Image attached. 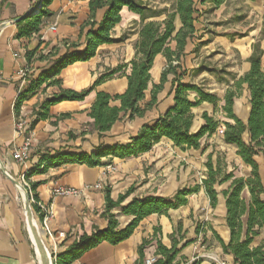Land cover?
<instances>
[{
    "label": "crops",
    "instance_id": "crops-1",
    "mask_svg": "<svg viewBox=\"0 0 264 264\" xmlns=\"http://www.w3.org/2000/svg\"><path fill=\"white\" fill-rule=\"evenodd\" d=\"M193 1L199 18L194 24L195 34L187 42L184 56L180 59L181 68L186 71L181 82L200 86L212 94L203 85V77L211 72L203 63V55L208 51L213 52L219 46L227 58L235 50L240 65H237L236 70L231 69L236 76L225 85L224 95L234 80L248 72V59L252 54L254 41L243 36L236 45L229 37L209 35L203 19L205 13L211 9L218 10L227 0L218 8L201 6L199 0ZM36 2L37 0H0V23L22 16ZM88 2L89 0H53L45 8L50 16L41 18L39 31L28 37L17 36L19 23L0 28V162L8 176L27 189L31 200L46 207L49 214L46 225L51 237L43 229L42 219L35 214L33 224L35 229L37 226L45 246L55 259L83 234L91 235L96 229L107 228V221L101 217L105 207L106 188L110 190V199L113 201L132 188L133 191L126 197L123 205L133 199L142 200L146 197L171 198L178 189L186 187L187 179L194 181L195 175L191 174L193 169L197 168L200 178L204 179V164L208 155L211 156L213 165L218 160L216 154L213 157L211 152H206L203 155L206 159L200 160L199 150H190L187 160L189 176H186L187 173L177 169L179 160L172 158L173 154L177 156L178 149L166 139L155 144L149 152L136 157L103 158L101 161H109L108 165L97 167H89L69 157H62L90 155L100 148L127 145L143 125H152L173 106L172 97L168 96L172 80L169 76L163 90L157 95V106L147 111L142 118L128 120L127 117H122L101 136L93 130L88 113L96 92L115 96L123 94L127 88L126 76L130 74V62L135 58V45L140 28V17L127 8L121 9V20L112 30L113 43L99 46L95 56L89 61L74 63L63 69L58 76L47 80L36 91L22 94L52 60L65 52V43L78 41L79 29L89 17ZM143 2L152 8L167 6L166 3L156 5L150 0ZM102 14L103 11L96 13V21H100ZM53 25L56 26L55 31H50L49 28ZM176 25L178 28V22ZM258 43L263 52L261 71L264 73V41L261 36ZM174 46L173 42L169 45L172 50ZM82 49L80 47L77 50L81 52ZM50 53L57 55L50 57ZM119 67L121 70L118 73L97 85L83 101H64L48 107L45 111L41 109V105L54 94H58L60 89L80 92L93 85L101 76ZM165 67V58L157 55L149 71L151 82L145 93V100L140 103L141 107L149 100L152 84L159 83ZM22 68L31 71L28 80L16 76V72ZM56 80L59 85L49 84ZM195 98L194 94L188 95L191 102ZM248 99L246 86H243L241 95L233 103V113L243 123H246L250 112ZM110 106L119 107V102H111ZM191 112V132H196L203 124V113L213 115L212 106L207 103H202ZM63 115L68 116L63 118ZM216 118L221 119L218 115ZM19 121L25 123L24 134H17L15 131V124ZM219 129L223 132L222 127ZM222 132L218 140L230 153L225 163L229 167H237L235 172L232 168L227 173L232 172L236 178H247L250 168L236 155L234 146L223 142ZM215 134L204 137L200 144L204 140H211ZM25 137L30 139L29 158L18 163L12 159V153L22 145ZM163 144L173 147L168 150L166 157L162 154ZM254 161L264 188V156L260 153L254 157ZM109 166L113 170H109ZM99 182L103 183L102 188L94 190L93 186ZM229 185L230 182L215 189L219 193L228 189ZM58 187L85 191L79 197H55L52 190ZM196 194L187 197L185 206L169 210L166 215L152 214L144 218L125 241L117 245L103 241L83 252L70 264H137V249L144 240L150 242L144 250L145 259L155 257L156 242L160 241L164 247L170 249L169 236L177 231L178 225L181 227L180 236H183V241L178 247L180 253L173 264H191L195 257L199 259L198 264H217L213 258L225 264H234L233 256L222 252L214 236L215 234L225 245L229 243L230 233L224 219V199L218 195L217 206L211 209L201 187ZM111 213L116 216L117 230L126 227L133 219L132 216L122 215L120 209H114ZM197 223L201 224L198 235L195 234ZM261 240L262 237L258 238L250 247L258 246ZM185 244L189 245L184 247ZM181 257L185 260H181ZM37 258L39 259L38 255ZM37 258L26 224L23 195L0 170V264H37Z\"/></svg>",
    "mask_w": 264,
    "mask_h": 264
},
{
    "label": "trees",
    "instance_id": "trees-1",
    "mask_svg": "<svg viewBox=\"0 0 264 264\" xmlns=\"http://www.w3.org/2000/svg\"><path fill=\"white\" fill-rule=\"evenodd\" d=\"M53 0H41L42 6L36 15L19 22L18 37H28L37 33L41 25V18L49 17L50 13L45 8ZM254 1V0H248ZM225 0H199L201 6L210 5L212 8L220 7ZM167 6L152 8L143 0H89L88 20L79 29L78 41L65 43V52L49 63L40 75L32 80L22 94L36 91L47 80L54 78L66 67L77 63L86 62L95 56L96 50L101 45L114 42L112 38L113 28L119 24L122 8L140 17L138 41L135 45V58L130 62V74L126 76L127 88L121 95L109 96L102 92H96L88 117L92 120V127L99 136L110 130L111 126L122 117L128 120L142 118L147 111L158 104L157 95L163 90L164 85L171 76L168 96L172 97L173 106L158 118L152 125H143L138 133L130 139V143L124 146H112L100 148L93 154L65 155L77 162L89 167H97L103 163L106 157L126 159L147 153L151 148L166 139L172 145L181 150H199L200 141L204 137H211L219 128H223V142L234 146L236 155L250 168L247 178H236L234 174L221 172L218 160L212 164L208 155L204 164L206 178L201 181V187L208 199L211 209L217 206V197L224 199L225 224L229 229L230 240L225 245L215 234L224 254L233 256L234 264H264V188L258 172V166L254 157L258 154L264 156V73L261 71L262 50L259 43L252 45V54L248 59L249 70L239 79L234 80L233 85L227 89L220 99L214 94L206 92L202 87L183 84L181 81L186 76L182 70L180 59L184 56V48L187 42L195 34L194 24L199 18L196 4L193 0H167ZM103 11L100 21H96V13ZM162 18L161 20H158ZM179 27L177 28L176 23ZM261 40L264 41V12L261 22ZM174 43L172 50L169 45ZM83 47L81 52L78 48ZM57 54H49L54 57ZM157 55H162L166 60V67L162 71L158 84H152L149 91V100L143 107L140 103L145 100V93L151 82L149 71ZM121 67L101 76L93 85L80 91L60 89L41 105L42 110L64 101H83L95 87L105 80L111 79ZM235 79V78H234ZM49 84L59 85V81H51ZM246 86L250 112L246 123L240 121L233 113L234 100L239 97ZM194 94L193 102L188 100V95ZM111 102H119V107H111ZM202 103L212 106L213 115L206 113L201 115L203 124L196 132H191L193 114L192 109ZM17 106H15V111ZM216 115L221 119H217ZM63 115L62 117H67ZM230 182L228 189L217 192L215 187ZM200 186L184 187L178 189L173 197H146L142 200L133 199L123 205L126 197L133 191L129 188L124 195H119L116 201L110 199V190L105 189V207L101 214L108 225L105 230L96 229L91 235L83 234L66 251L58 255L54 264H70L79 256L105 241L111 245H117L128 239L140 221L152 215H166L169 210H176L187 204V197L198 192ZM35 197L33 196V199ZM33 214L42 219L39 208L31 204ZM114 209H120L124 216H132L133 219L123 229L117 230L116 216L111 213ZM201 226L195 228L198 235ZM181 227L169 236L171 248L167 249L160 241L156 242L155 261L153 264H173L180 253L178 247L183 241L180 236ZM262 237L259 245L250 246ZM150 244L144 240L137 249V264H144V250ZM189 244H185L184 247ZM181 260H185L183 257ZM195 259L191 264H198Z\"/></svg>",
    "mask_w": 264,
    "mask_h": 264
},
{
    "label": "rangeland",
    "instance_id": "rangeland-1",
    "mask_svg": "<svg viewBox=\"0 0 264 264\" xmlns=\"http://www.w3.org/2000/svg\"><path fill=\"white\" fill-rule=\"evenodd\" d=\"M150 1H153L154 4H158L159 6L163 5L162 3L167 2V0ZM263 12L264 0H254L250 2L246 0H227L218 10L211 9L210 12H206V16L203 19L206 29L211 36L219 38L229 37L234 41L233 44L236 45L238 44L237 41L241 40V37L244 36L252 38L254 41L253 44H255L259 41ZM232 53L233 55L226 58L225 53L221 50V47L218 46L215 47L213 52L208 51L207 54L203 55V63H205V66L211 71L203 77V85L207 90H211L212 94L218 98L222 97L225 85L232 81L236 76V73L231 71V69L236 70L237 65H240L237 51L233 50ZM221 132L222 129H219L216 131L214 138L201 142L199 149L200 160H205V153L211 152L213 157H215L216 154L222 174L227 173L229 169L232 168L234 169L232 171L235 172L237 167L233 165L229 167V165L225 163V160L230 153L222 147V144L219 142L220 140H218ZM161 148L162 154H165V157L169 154L168 150L170 148L173 149V147L167 144H163ZM199 152H196V154ZM189 153H191L190 150L181 151L178 149L177 156L174 154L172 155V158L179 160L177 165L178 171L184 172V174L187 173L186 176H189V163L187 162L189 159ZM199 173L200 171L197 168L191 171V174L195 175V179L194 181L187 179L186 187H193L195 185L201 187L202 179L200 178ZM205 178L206 176H204V179ZM194 195L197 194L195 193ZM197 226H201V224L197 223ZM51 256L54 258L52 254Z\"/></svg>",
    "mask_w": 264,
    "mask_h": 264
},
{
    "label": "built area",
    "instance_id": "built-area-1",
    "mask_svg": "<svg viewBox=\"0 0 264 264\" xmlns=\"http://www.w3.org/2000/svg\"><path fill=\"white\" fill-rule=\"evenodd\" d=\"M56 26L53 25L49 29L50 31H55ZM16 76L19 77L22 80H28L31 76V71L28 68H22L19 69L16 72ZM1 78V76H0ZM15 131L17 134H24L25 131V123L23 121H19L15 124ZM30 139L29 137H25L22 145L18 148H16L13 153H12V159L18 163H22L26 161L29 158V153H30ZM109 170H113L111 166L108 167ZM103 186L102 182H99L93 186L94 190H99ZM85 190H80V189H75V188H63V187H58L52 190V195L55 197H66V196H71V197H79L83 195ZM31 199V198H30ZM31 204H35L39 208V214L42 215V224H43V229L45 230L46 234L51 237L50 231L46 225V222L48 220V211L45 206H43L40 203L34 202L31 200ZM195 259H198L195 257ZM155 261V257H150L146 258L144 260V264H153ZM213 261L216 262L217 264H225V262L218 261L213 258Z\"/></svg>",
    "mask_w": 264,
    "mask_h": 264
},
{
    "label": "water",
    "instance_id": "water-1",
    "mask_svg": "<svg viewBox=\"0 0 264 264\" xmlns=\"http://www.w3.org/2000/svg\"><path fill=\"white\" fill-rule=\"evenodd\" d=\"M41 6H42L41 0H37L36 4L34 5L33 8H31V10H29L28 12L24 13L22 16L14 19V20L1 22L0 28L15 25V24L21 22L22 20L28 18L29 16L36 15L39 12V10L41 9ZM0 170L5 175V177L8 180H10L21 191V193L23 195V199H24V203H25V216H26V224H27L28 232H29L31 241H32L34 249H35L36 258H37V255L39 257V259L37 258V264H54L55 258H53L51 256V253L47 251L46 246L43 242V239L41 238V236L39 234V230H38L37 226H36L35 231L33 230L32 226H31V223L35 220H34L33 210L31 208V199L29 196V192L18 181L14 180L10 176H8V174L4 170L1 162H0Z\"/></svg>",
    "mask_w": 264,
    "mask_h": 264
},
{
    "label": "bare ground",
    "instance_id": "bare-ground-1",
    "mask_svg": "<svg viewBox=\"0 0 264 264\" xmlns=\"http://www.w3.org/2000/svg\"><path fill=\"white\" fill-rule=\"evenodd\" d=\"M31 226H32L33 230L35 231V227H34L33 222L31 223ZM46 249H47V247H46ZM47 251H48V249H47ZM48 252H49V251H48Z\"/></svg>",
    "mask_w": 264,
    "mask_h": 264
}]
</instances>
